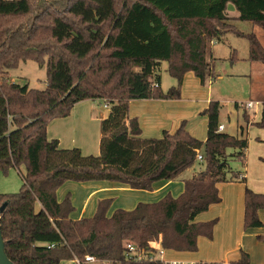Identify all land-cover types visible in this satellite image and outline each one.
Returning <instances> with one entry per match:
<instances>
[{
    "label": "trees",
    "instance_id": "trees-1",
    "mask_svg": "<svg viewBox=\"0 0 264 264\" xmlns=\"http://www.w3.org/2000/svg\"><path fill=\"white\" fill-rule=\"evenodd\" d=\"M231 4L236 17L228 12ZM232 21L264 30V0H0V172L15 169L23 179L18 193L0 194L2 235L14 264H60L86 255L108 264H163L160 251L194 253L200 237L213 238L218 219L196 218L221 202L219 184L245 183L230 161H245L247 130L264 129V118L255 122L243 109L239 134L220 132L221 105L211 101L201 113L206 141L193 137L185 123L161 138H143L129 106L135 100L179 99L188 73L202 85L211 81L213 44L231 32L248 39L250 61L264 64L256 35L239 33ZM27 61L46 65L45 89L11 80L9 71ZM162 62L177 80L166 92L158 74ZM87 100L109 106L95 156L62 148L47 136L51 121L67 118ZM197 162L205 169L184 181L179 197L166 195L111 216L112 199L100 200L93 217L72 219L70 193L57 198L68 182L152 191L155 183L177 180ZM263 209L264 192L246 188L245 229L264 226L258 216ZM127 244L142 259L134 260ZM233 264H250V255L242 251Z\"/></svg>",
    "mask_w": 264,
    "mask_h": 264
},
{
    "label": "crops",
    "instance_id": "crops-1",
    "mask_svg": "<svg viewBox=\"0 0 264 264\" xmlns=\"http://www.w3.org/2000/svg\"><path fill=\"white\" fill-rule=\"evenodd\" d=\"M232 16L236 17L237 15ZM262 91L264 92L263 89ZM182 94V99L178 100L146 99L130 102L129 116L138 120L143 138H157L162 136L165 131L174 133L181 127L182 123H185L186 129L193 137L206 141L208 134L207 119L205 116H200V114L210 104V98L200 97L199 89L197 92L190 94L184 88ZM263 96L259 95L255 101L258 109L255 111L254 117L251 118L255 122L259 121L261 115L264 117ZM196 100L202 103L196 104ZM96 102L91 100L80 102L75 105L67 118L51 121L47 127L49 140H58L62 148H79L85 155L98 154L101 124L108 117L109 108H101L96 105ZM249 103H252V107L246 108ZM247 104L241 105L247 112L255 106L252 100ZM132 105L135 107L134 110ZM257 113L259 116H257ZM189 117H192L191 122H189ZM220 126L224 127L221 132H225L227 128L226 121L221 122ZM251 127L253 126L249 128ZM255 140L257 144L255 149L252 150V143L250 144L248 139L247 151L250 149V160L252 159V152L256 154V157L252 160V165L250 164L251 166L246 171V174L239 173L240 177L244 176L246 178L245 183L237 184L232 182L229 185L221 186V189L219 184L221 202L211 206L203 216L200 214L201 216L199 215L198 217H202L201 219L196 218L197 222H208L212 218L218 219L213 238L200 237L198 240V251L194 252V255H191L190 252L162 251L160 257L165 261H191L188 264H197L194 262L208 264L209 262L219 261L222 264H233L240 259L241 251H244L250 255L251 264L254 263V258L255 264H264V241L258 240L259 235H264V226L257 229L244 228L246 188L256 193L264 192V132L257 131ZM68 183L57 191V198L62 201L68 193L72 192V202L77 210L75 214L71 215L72 219L93 217L100 200L112 199L113 203L108 212V215L111 216L117 209L130 211L138 203H156L161 199L158 201H150V199L157 196L171 195L172 193L169 191L172 189H176V192L180 195L184 191V182L178 185V188H174V181L157 182L154 184L152 191L133 190L119 183L106 181L72 182L75 191H69L68 185L70 184ZM223 189L228 192V199L222 195ZM61 192L62 194L59 196ZM226 202H229V205H226ZM219 206L224 208L221 211H217L215 208ZM258 216L264 224V209L258 212ZM60 264L76 263L74 260H63Z\"/></svg>",
    "mask_w": 264,
    "mask_h": 264
},
{
    "label": "rangeland",
    "instance_id": "rangeland-1",
    "mask_svg": "<svg viewBox=\"0 0 264 264\" xmlns=\"http://www.w3.org/2000/svg\"><path fill=\"white\" fill-rule=\"evenodd\" d=\"M228 12L230 16L232 15L238 16L237 11L235 10V7L232 4L228 8ZM232 24L235 25L236 30L239 33L255 34L260 44L264 47V30L262 28L245 21H232ZM212 51L214 58L217 59L216 62L217 64L214 70L213 79L211 81H207L204 85H202L200 80L197 77H195L193 73L188 74L189 76L186 75L182 83L181 97L179 99H182V95H183L182 90H184V88L187 91V93L190 92V94L197 92L199 89L200 97H207V98L209 97L211 101L220 102L221 105L220 120L221 122L226 121L227 124V128L225 132L231 134H239V127L244 126L245 124L243 121V114H242L243 108H241L237 112L234 110V106L238 104L240 107H242L241 105L243 104L245 105L251 100L254 101L255 106L248 111L249 116L251 118L254 117L255 111L258 109V106L255 104V101L259 97V95H264V92L262 91V89L264 90V64L258 62H252L249 60V41L246 37L239 36L237 33H233V32L228 33L226 34V36L223 37L222 40L216 41L213 44ZM167 68H168V64L166 62H162V66L158 71V74L160 75L162 81V88L165 92L177 85V80L174 79L169 74ZM9 73L11 80L15 83H19L21 85L27 84L29 85L30 88L39 89V90H43L46 88L45 80L47 79V67L45 64L40 66L39 64L33 61H27L21 63L17 68L10 70ZM195 103L199 104L202 102L196 100ZM96 105L105 109L104 103L101 101H97ZM132 107L134 110L135 109L134 105H132ZM129 113H130V106H129ZM257 116H259L258 113ZM262 118L264 117H262L261 115L259 121H261ZM189 119H190L189 122H191L192 117H189ZM257 131L264 132V129H258L253 126L251 128H248L246 133L247 139H249L250 141L249 143L250 144L252 143V150L255 149V146L257 144L255 140ZM161 137L162 136H158L157 138H161ZM98 154H91V155L95 156ZM251 155H252V159L250 160V149H249L246 153V159L244 162L237 159L230 161V167L232 172L237 174L238 173L246 174V171L252 165V160H254L256 157V154H254V152H252ZM204 169H205V165L200 162H197L194 165L193 169L186 171L177 180H174V184H175L174 188H178V185L183 184L184 179L186 180L190 179L195 173L200 172ZM242 182L243 181L240 180L233 181V183H237V184H242ZM231 183L232 182L221 183L220 189L221 186L229 185ZM68 184H70L68 185L69 191L71 190L75 191V188H73L72 185L73 183L70 182ZM22 185H23L22 175L18 170L12 169L8 172L7 175H4L0 172V194H16L20 191ZM169 192L172 193L171 196L174 198L180 195L176 192V189L175 190L172 189ZM61 194L62 192L60 193L59 196H61ZM70 195L72 197V192H70ZM222 195H224L226 199L229 198V194L225 189H223ZM161 197L164 198L165 196H157L156 198H151L150 201H158L160 199H163ZM72 204L74 203L72 202ZM226 205H229V202H226ZM73 206L75 208V211L72 214H75L77 210L75 205ZM223 208H224L223 206H219L216 207L215 209L217 211H221ZM204 214H206V212L201 215L203 216ZM198 218L201 219L202 217H198ZM214 219L216 218H212V220ZM259 237L260 235L258 236V240ZM191 255H194V253H191ZM157 258L159 259L160 256L158 255ZM181 261L186 264L191 262L185 260H181ZM194 263L201 264V262H194ZM208 264H222V263L219 261H214V262H209ZM253 264H255V258Z\"/></svg>",
    "mask_w": 264,
    "mask_h": 264
},
{
    "label": "built area",
    "instance_id": "built-area-1",
    "mask_svg": "<svg viewBox=\"0 0 264 264\" xmlns=\"http://www.w3.org/2000/svg\"><path fill=\"white\" fill-rule=\"evenodd\" d=\"M104 107L109 108L107 103L104 104ZM251 107H252V103H249L246 105V108H251ZM223 130H224V127L219 126V131L221 132ZM197 159L198 161H201L203 157L201 155H198ZM127 249H128V253L131 254L134 260L142 259L140 250L134 244H127ZM161 254H162V251H160L159 256H161ZM160 259L162 260L163 264H185L183 262H178V261H165L162 257H160ZM74 261L76 264H108L107 262H103L92 255H86L84 259L75 258Z\"/></svg>",
    "mask_w": 264,
    "mask_h": 264
},
{
    "label": "water",
    "instance_id": "water-1",
    "mask_svg": "<svg viewBox=\"0 0 264 264\" xmlns=\"http://www.w3.org/2000/svg\"><path fill=\"white\" fill-rule=\"evenodd\" d=\"M0 264H14L6 253V245L2 235L1 216H0Z\"/></svg>",
    "mask_w": 264,
    "mask_h": 264
}]
</instances>
